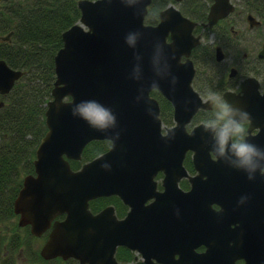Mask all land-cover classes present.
I'll use <instances>...</instances> for the list:
<instances>
[{"label":"water","instance_id":"95a60500","mask_svg":"<svg viewBox=\"0 0 264 264\" xmlns=\"http://www.w3.org/2000/svg\"><path fill=\"white\" fill-rule=\"evenodd\" d=\"M150 1L77 0L80 16L62 32V46L54 55L51 98L46 102L47 130L35 149L34 172L24 175L13 200L18 225L29 224L37 236L50 228L40 248L44 258L127 264L117 262L114 252L118 244L136 246L134 203L130 202L126 218L117 219L111 206L93 213L88 201L108 194L124 197L136 188L150 187L158 169L182 167L187 148L201 154L204 141L206 146L214 143L203 124L185 131L197 108L207 105L191 86V60L179 59L199 41L191 33L194 22L170 6L160 12L157 24L145 23ZM230 8L227 0H215L208 23ZM169 31L171 41L166 39ZM259 55L264 56V44ZM21 75V69L0 58V93L9 92ZM153 84L174 105L176 124L165 133L159 104L150 96ZM257 84L249 77L242 85L243 94L227 91L224 97L251 120L263 121L264 93ZM87 101L110 110L115 125L103 130L92 126L76 111ZM94 139H108L111 144L73 169L69 159H80L84 146ZM59 213L65 217L53 220Z\"/></svg>","mask_w":264,"mask_h":264},{"label":"flooded vegetation","instance_id":"af4514ba","mask_svg":"<svg viewBox=\"0 0 264 264\" xmlns=\"http://www.w3.org/2000/svg\"><path fill=\"white\" fill-rule=\"evenodd\" d=\"M214 3L215 0H151L147 7V12L151 5L155 10L149 24H157L160 12L172 6L194 22L191 33L199 36L189 54L179 58L180 62L191 60V86L207 104L199 106L187 120V133L214 118L218 111L208 100L209 92L216 94L217 104L226 102L225 92L243 94V83L254 77L258 91L264 93V56L259 55L264 44V0H227L231 8L209 24L208 14ZM166 39L171 41V31ZM150 96L159 104L161 131L165 133L176 124L174 105L158 88H152ZM162 102L167 106L166 113L162 111ZM244 127L245 140L264 151V120L248 118ZM213 144L206 146L204 141L201 154L187 148L182 167L158 169L150 179V187L136 188L124 197L108 194L88 201L93 213L111 206L117 219L127 217L132 208L130 202L135 205L136 246L116 245L117 262L264 264V173L257 169L249 179V173L238 167L240 161L236 157L218 156ZM72 160L80 161L79 166L72 167ZM254 160L264 165V156ZM84 162L82 154L80 159H69L73 169ZM95 199H103V203L92 209L90 203ZM64 217L65 213H59L53 220ZM24 226L30 231L29 224ZM49 231L50 228L40 236L30 232L42 238L40 248ZM41 257L48 261L73 259L79 264L73 257Z\"/></svg>","mask_w":264,"mask_h":264},{"label":"trees","instance_id":"16d2710c","mask_svg":"<svg viewBox=\"0 0 264 264\" xmlns=\"http://www.w3.org/2000/svg\"><path fill=\"white\" fill-rule=\"evenodd\" d=\"M154 12V7L149 6L146 22L153 21ZM79 16L77 0H0V58L22 70L12 89L0 93V230L17 218L13 200L24 175L34 172L35 149L47 130L45 109L55 80L54 55L62 46V32ZM7 33L9 37L3 38ZM161 105L166 113L165 102ZM108 147L107 139L91 140L83 148L82 161ZM79 163L72 160L71 165L76 168ZM102 203L103 199H95L90 206L96 209ZM34 239L38 238L29 228L18 223L9 236L0 233V250L6 253L1 264H18L14 252L24 246L32 260L49 262L39 254L40 247L32 250ZM55 261L75 264L73 259Z\"/></svg>","mask_w":264,"mask_h":264},{"label":"clouds","instance_id":"9594fccd","mask_svg":"<svg viewBox=\"0 0 264 264\" xmlns=\"http://www.w3.org/2000/svg\"><path fill=\"white\" fill-rule=\"evenodd\" d=\"M128 42H132L130 37ZM175 79L173 77V83ZM155 86L157 85L153 84V87ZM217 99L215 93H208V100L217 105L218 111L214 114V118L203 122L204 130L211 133L212 140L215 142L213 150L221 157L227 158L229 154L236 157L240 161L238 167L249 173V179L253 178L251 173L257 169L264 173V165L254 160L256 157L264 156V151L245 140L244 123L248 119V114L227 102L217 104ZM76 111L92 126L101 130L109 125H115V117L110 110L95 101L82 102L77 106Z\"/></svg>","mask_w":264,"mask_h":264},{"label":"rangeland","instance_id":"374dc122","mask_svg":"<svg viewBox=\"0 0 264 264\" xmlns=\"http://www.w3.org/2000/svg\"><path fill=\"white\" fill-rule=\"evenodd\" d=\"M222 67V66H221ZM216 109H218L217 105L215 107ZM16 223H17V218H12L10 221H8L7 223V226H1L3 227L1 230H0V233H5V236H9L10 234L13 233V231L16 229ZM7 227V228H5ZM19 232H21L20 229H18ZM42 243V238H38V239H34L31 243V247H32V250L35 249V248H38L40 247ZM5 252L0 250V264L2 262V259L5 257ZM14 256H15V260L18 264H60L58 263V261H55V260H51L49 262H43V261H40V260H32L31 256L29 255L28 253V249L26 246L24 247H21L18 251L14 252Z\"/></svg>","mask_w":264,"mask_h":264}]
</instances>
